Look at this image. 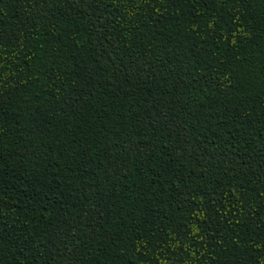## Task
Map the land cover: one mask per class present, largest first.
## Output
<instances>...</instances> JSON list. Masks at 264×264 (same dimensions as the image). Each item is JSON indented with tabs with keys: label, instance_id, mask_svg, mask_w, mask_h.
<instances>
[{
	"label": "trees",
	"instance_id": "16d2710c",
	"mask_svg": "<svg viewBox=\"0 0 264 264\" xmlns=\"http://www.w3.org/2000/svg\"><path fill=\"white\" fill-rule=\"evenodd\" d=\"M0 264H264V0H0Z\"/></svg>",
	"mask_w": 264,
	"mask_h": 264
}]
</instances>
